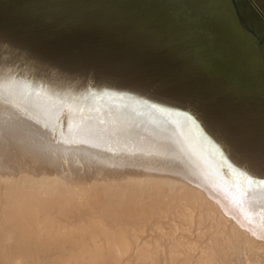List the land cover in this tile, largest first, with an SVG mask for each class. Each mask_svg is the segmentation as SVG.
Instances as JSON below:
<instances>
[{
	"label": "bare ground",
	"instance_id": "obj_1",
	"mask_svg": "<svg viewBox=\"0 0 264 264\" xmlns=\"http://www.w3.org/2000/svg\"><path fill=\"white\" fill-rule=\"evenodd\" d=\"M0 264H264V0H0Z\"/></svg>",
	"mask_w": 264,
	"mask_h": 264
},
{
	"label": "rangeland",
	"instance_id": "obj_2",
	"mask_svg": "<svg viewBox=\"0 0 264 264\" xmlns=\"http://www.w3.org/2000/svg\"><path fill=\"white\" fill-rule=\"evenodd\" d=\"M239 14H240V13L238 12V18H239V20H240L241 22L244 21V18H242L241 14H240V16H241V17H240Z\"/></svg>",
	"mask_w": 264,
	"mask_h": 264
}]
</instances>
